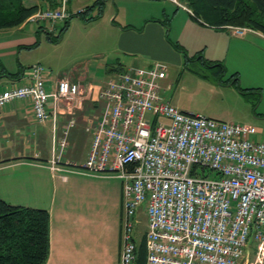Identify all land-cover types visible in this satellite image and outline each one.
Listing matches in <instances>:
<instances>
[{
  "label": "built area",
  "instance_id": "built-area-1",
  "mask_svg": "<svg viewBox=\"0 0 264 264\" xmlns=\"http://www.w3.org/2000/svg\"><path fill=\"white\" fill-rule=\"evenodd\" d=\"M57 1L25 22L48 21L53 28L76 14L69 10L70 0ZM243 30L250 29L236 28ZM45 74L41 64L26 69L28 82L0 91V109L17 99L29 100L37 122L56 124L62 103L80 101L81 85L65 76L49 89ZM167 75L168 65L155 61L116 72L106 81L100 92L106 108L87 126L88 156L73 171L123 180L121 264L137 259L135 221L145 200L146 264H264V141L254 138L253 125L172 105L162 96ZM74 123L69 121L58 141L61 154L53 156V169H60L57 163ZM199 168L219 177L200 176Z\"/></svg>",
  "mask_w": 264,
  "mask_h": 264
},
{
  "label": "crops",
  "instance_id": "crops-1",
  "mask_svg": "<svg viewBox=\"0 0 264 264\" xmlns=\"http://www.w3.org/2000/svg\"><path fill=\"white\" fill-rule=\"evenodd\" d=\"M23 1L26 5L41 2L39 5L45 8L52 4V0ZM96 1L98 3H95ZM161 1L159 0L160 3ZM169 4L172 8L175 7L174 17L181 9L187 17L185 23L191 22L177 27L178 34L183 33L182 36L178 35L177 39L181 41L189 57L193 58L194 54L201 51L209 60L224 62L227 73L231 71V74L236 73L240 77L241 71L246 70L251 75H264V34L262 32L247 30L239 35L235 32L238 26L214 27L207 24L209 21L203 22L197 19L187 0H177V2L165 0L162 6L167 10L170 7ZM91 5L94 6L88 10L87 17H96L101 8L103 13L91 20L85 21L82 18L86 26H89L88 30L96 32V35L88 38V42L82 44L84 47L99 49V54L104 57L100 61V66L107 68L112 76L116 72L125 71L126 68L150 66L154 58L152 60L135 59L133 66L124 68L119 53L129 51L134 46H152L164 52L165 55L161 56L162 58L177 59L174 61L170 58L177 67L182 66L179 78L176 80L175 92L178 89L180 92L184 88L183 85L180 86L182 75L187 69L192 71L189 63L193 60H187L183 52L184 58L181 59L172 51L167 39L172 43L176 42L173 38L170 39V36L166 37L168 31L163 18L150 15L145 17L142 20L143 24L139 26L122 23L118 20L121 9L123 10L125 6L122 0L120 2L118 0H70L69 10L77 13ZM164 9L160 8V11L164 13ZM57 24L58 22L54 25ZM72 24L70 19L64 35L70 31ZM51 25L52 23L48 22L40 26L41 29H37L28 26L25 22L12 33L5 34L0 31V91L28 82L25 72L32 65L27 58L22 59L23 52L26 48L32 49L31 45L37 41L41 44L40 33L52 30ZM169 25L172 31V23ZM37 36L38 40H36ZM44 41L51 43L49 39ZM177 43L180 44V42ZM196 60L204 63L202 59ZM1 68L4 70L1 71ZM79 73L81 75L70 78L81 85L80 101L62 103L56 124L52 120L46 123L37 122L33 104L29 100L17 99L0 109V198L13 205L49 211L50 253L46 264H121L123 180L114 175H90L73 171L80 170L79 165L84 163L88 156L91 134L87 126L91 121L97 120L106 108L105 101L100 97L106 81L94 84L88 79V73L83 74L84 78H82L83 72ZM194 73L200 79H194L193 84L196 86V82L197 84L205 82L206 85H202V90L207 95L220 87L232 95L247 98L235 85L220 82L215 69L212 76ZM231 74H227L224 78H228ZM169 75L168 68V75L162 81L164 86L162 96L167 101L183 112L216 118V112L210 107L204 108L201 105L179 102L175 105L172 100L167 99L164 92L174 87L173 82L168 81ZM46 78L47 87L54 89L62 76L54 79L47 72ZM244 81L243 77L242 82L240 80L242 87H244ZM168 85L171 87L168 88ZM255 85H249L246 88H258L262 90V93L264 92V84L260 82ZM197 93L201 91L197 90ZM73 119L75 123L68 132L69 144L62 154L60 159L62 161L57 163L60 169H53V156L61 154L58 141L64 136L69 121ZM260 135L257 133L255 137L260 139ZM66 161L71 163L66 164ZM137 222L138 216H136L135 225ZM135 240L138 245L140 242L136 238Z\"/></svg>",
  "mask_w": 264,
  "mask_h": 264
},
{
  "label": "rangeland",
  "instance_id": "rangeland-1",
  "mask_svg": "<svg viewBox=\"0 0 264 264\" xmlns=\"http://www.w3.org/2000/svg\"><path fill=\"white\" fill-rule=\"evenodd\" d=\"M120 2V0H118ZM125 4L124 9H121V14L118 16V20L120 22H124L125 24H132L135 26L142 25V20L145 17L150 15L155 17L163 18L164 22H166V30L168 31V36L170 39L173 38L175 42L181 41L178 38L182 36L183 33L178 34L177 27L185 26V24H189L191 22L185 23L187 17L185 16V12L179 9V13L177 16H173L174 8L169 7V9L165 10L162 6L165 3V0H162L161 3L159 0H122ZM41 2H33V4H40ZM188 3V1H187ZM161 9H164L165 12H161ZM93 14V13H92ZM95 14V13H94ZM89 16V15H88ZM203 22L205 19L201 16L199 17ZM199 19V20H200ZM192 20V18H190ZM72 28L70 31L64 35L63 39L58 43L51 41V43H46L44 40H47V32H41L40 36L42 38L41 44L31 45L32 49H25L23 52V60H27L30 62V65H35L40 63L44 66L46 71L50 74V76L54 79L62 76V77H71V76H78L81 75L79 72L82 73V78H84L83 74L88 73V79L91 80L94 84L102 83L107 81L112 75L108 73V69L100 66V61L104 59L102 55L99 54V49L84 47L82 43L88 42V38L90 36L96 35L95 30H88L89 26H86V22L79 16H74L71 18ZM172 23L173 30L169 29V23ZM28 26L36 27L37 29L40 26L46 25L48 21H41L39 23L34 22H27ZM26 25V24H25ZM64 21H59L57 25H54L52 29L55 31L53 32L54 36L60 32L61 27H63ZM130 26V25H129ZM20 26L16 27H7L2 28L0 31L1 33L9 34L14 31H17ZM240 26L236 27L239 28ZM235 28V32H236ZM244 28V27H243ZM248 28V27H247ZM253 30L251 28H248ZM244 31V30H243ZM245 32V31H244ZM239 35H242L240 32H236ZM165 37V38H166ZM38 40V36L36 37ZM166 38V39H167ZM179 40V41H178ZM184 40V36H183ZM167 41L170 42V47L174 53L178 54L179 57L182 59L184 58V54L178 51L173 43L169 39ZM56 43V44H53ZM184 44V43H182ZM113 48V47H111ZM110 50H113L111 49ZM184 48V47H183ZM110 52V51H108ZM112 54V53H110ZM196 54H202L201 51ZM194 54V55H196ZM122 60V66L124 68L133 66L135 59H149L152 60L153 58L156 60H152L151 62L154 63L155 61H160L166 63L169 68V78L168 81L171 83L173 82V89L170 91H165L164 95L167 99L172 100L173 103H180V104H194V105H201L202 107H210L214 112H216V119L231 121L235 123L241 124H250L256 127L257 133L260 135V139L256 137L257 140L264 141V92L262 90H253L250 91L249 94L245 95L247 98L243 96H235L230 94L227 90L223 88L217 87L214 92H211L207 95L202 90V85H206L205 82L197 84L196 86L193 84L194 79H200L198 75L194 72L204 73L207 76H212L213 70L215 67H208V65L200 62L199 60H193L189 63V68L192 70H185L182 75L181 85L184 88L179 92V89L176 90V83L177 79L179 78L180 71L182 70L181 67H177L172 61H176L175 57H161L164 56V52L159 50L158 48H154L152 46L149 47H137L134 46L129 51H121L119 53ZM193 55V56H194ZM192 58V57H191ZM232 60V59H231ZM111 63V62H109ZM233 63V60H232ZM137 64V63H136ZM140 65V64H138ZM88 67V69H86ZM127 69V68H126ZM87 71V72H86ZM228 75L231 74V71L227 73ZM86 77V75H85ZM240 80L242 82V78H245L243 82L244 87L246 88L249 85L256 86L255 84H264V75L253 74L251 75L249 71L242 70L240 73ZM245 84H248L245 86ZM243 86V85H242ZM197 90H200L201 93H197ZM264 90V89H263ZM212 91V90H210ZM209 96V97H208ZM176 105V104H175ZM200 176H209L211 178H218L219 175L216 171L211 169H206L203 172V169L199 168ZM138 216V222L135 225L134 229V236L137 241L141 242L142 238L148 231V215H147V201L145 200L141 203L138 207V212L136 214ZM250 259L252 262L255 260V250H254V242L250 240ZM246 256V252L244 257ZM243 258L240 260L242 262Z\"/></svg>",
  "mask_w": 264,
  "mask_h": 264
},
{
  "label": "trees",
  "instance_id": "trees-1",
  "mask_svg": "<svg viewBox=\"0 0 264 264\" xmlns=\"http://www.w3.org/2000/svg\"><path fill=\"white\" fill-rule=\"evenodd\" d=\"M197 19L203 17L214 27H248L264 34V0H187ZM23 0H0V29L20 26L29 16L41 7L39 4L26 5ZM95 3H98L96 1ZM93 3V4H95ZM52 0L50 7L57 6ZM91 5L74 14L86 20L101 16L103 9L95 17H87ZM71 17V18H72ZM70 18V19H71ZM70 19L64 22L57 36L53 29L47 31V39L59 42L68 28ZM201 20V19H200ZM42 28V27H41ZM40 28V29H41ZM39 41L35 43L37 45ZM172 43V42H171ZM174 47L183 52L187 60L202 59L208 67H215L219 81L235 85L243 94L258 88H245L240 84V77L234 73L227 75L224 62L209 60L202 54L189 57L179 43ZM4 69L1 68V71ZM17 76V75H13ZM50 253V213L47 209L22 205H13L0 198V264H46ZM146 242L143 237L137 245V259L133 264H146Z\"/></svg>",
  "mask_w": 264,
  "mask_h": 264
}]
</instances>
